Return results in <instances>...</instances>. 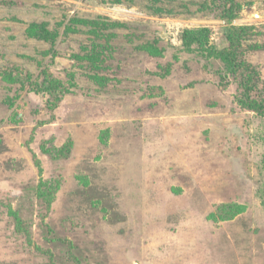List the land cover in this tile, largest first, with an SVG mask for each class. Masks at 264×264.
I'll return each instance as SVG.
<instances>
[{
  "label": "rangeland",
  "instance_id": "374dc122",
  "mask_svg": "<svg viewBox=\"0 0 264 264\" xmlns=\"http://www.w3.org/2000/svg\"><path fill=\"white\" fill-rule=\"evenodd\" d=\"M233 1L264 94V0ZM216 2L0 0V70L64 88L45 122V96L0 76V264H264V117L208 51ZM200 29L207 48L183 44Z\"/></svg>",
  "mask_w": 264,
  "mask_h": 264
},
{
  "label": "trees",
  "instance_id": "16d2710c",
  "mask_svg": "<svg viewBox=\"0 0 264 264\" xmlns=\"http://www.w3.org/2000/svg\"><path fill=\"white\" fill-rule=\"evenodd\" d=\"M214 2H216L214 3L213 10L214 17L222 19L227 25L224 29L227 44L220 49L209 46L210 48L208 51L223 60L231 69L243 70L242 93L244 97L241 100V104L244 108L254 111L264 117V94L260 91L258 85L256 69L250 62L245 61L240 53V45L242 41L253 32V27L250 25L233 24V20L237 17V4L233 0H214ZM202 31L206 30L200 29L198 31H189V33L184 32L181 35L183 44L190 45L191 42H194L207 48L208 37L207 34ZM34 33L45 40H52L54 38L51 32L41 27L35 30ZM155 41L156 40H150L143 44L140 43L138 47L135 48L139 51H146L148 54L160 56L161 50L156 45ZM0 76L9 83L19 82L21 84L32 85V87L46 98L45 109L48 113V118H45V122H51L55 119L53 112L60 105L64 88L49 69V66L45 65L41 69L39 76L35 79H33L31 71L25 67L16 65H9L7 70H0ZM69 149L70 142H67L61 147L60 153L67 154ZM219 212L222 217H228L232 215L233 208L230 204L225 206L222 205Z\"/></svg>",
  "mask_w": 264,
  "mask_h": 264
},
{
  "label": "water",
  "instance_id": "95a60500",
  "mask_svg": "<svg viewBox=\"0 0 264 264\" xmlns=\"http://www.w3.org/2000/svg\"><path fill=\"white\" fill-rule=\"evenodd\" d=\"M160 36H161L162 38H164L165 34H163V33H160Z\"/></svg>",
  "mask_w": 264,
  "mask_h": 264
}]
</instances>
